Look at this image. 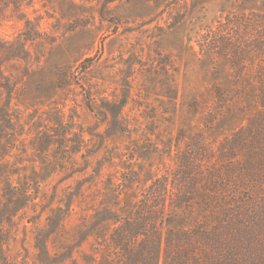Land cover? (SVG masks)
<instances>
[{
	"label": "rangeland",
	"instance_id": "obj_1",
	"mask_svg": "<svg viewBox=\"0 0 264 264\" xmlns=\"http://www.w3.org/2000/svg\"><path fill=\"white\" fill-rule=\"evenodd\" d=\"M240 8L262 3L0 0V264H111L112 211L132 215L230 87L196 41ZM227 103L211 146L252 113Z\"/></svg>",
	"mask_w": 264,
	"mask_h": 264
},
{
	"label": "trees",
	"instance_id": "obj_2",
	"mask_svg": "<svg viewBox=\"0 0 264 264\" xmlns=\"http://www.w3.org/2000/svg\"><path fill=\"white\" fill-rule=\"evenodd\" d=\"M260 1L261 9L223 13L197 39L198 57L225 69L232 79L230 87L219 84L213 89L203 118L205 131L190 135L178 130L175 167L150 181L132 215L119 218L112 211L118 224L109 237L111 264H264V0ZM92 61H82L80 72ZM229 101L252 113L244 126L211 146L206 131L220 125Z\"/></svg>",
	"mask_w": 264,
	"mask_h": 264
}]
</instances>
